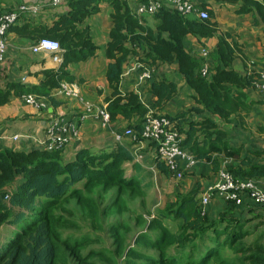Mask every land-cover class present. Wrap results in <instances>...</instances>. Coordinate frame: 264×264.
I'll use <instances>...</instances> for the list:
<instances>
[{
	"label": "trees",
	"instance_id": "obj_1",
	"mask_svg": "<svg viewBox=\"0 0 264 264\" xmlns=\"http://www.w3.org/2000/svg\"><path fill=\"white\" fill-rule=\"evenodd\" d=\"M146 1L140 0L137 6ZM212 1L238 5L240 15L253 14L254 26H264V0ZM103 3L110 7L113 20L105 50L110 61L106 78L113 89L112 97L107 99L111 120L136 118L129 128L140 133L148 116H159L151 114L137 93L119 88L131 57L138 56V63L146 66L177 62L178 72L193 92L195 105L182 113L164 116L184 135L182 148L197 161L210 163L216 172L221 167L219 157H223L232 160L227 168L236 179H264V160L254 161L264 155V150L252 152L243 146H232L229 132L219 123L229 124L234 117L244 123L245 114L256 104L247 92L254 88L258 73L252 70L242 76L232 68L236 58H241L246 67L249 59L236 42H231L229 34L219 35L215 10L205 2L197 5L209 12L208 20L183 16L164 6L153 15L158 22L156 28L143 25L133 9L135 3L128 0H69V11L57 16L52 24L35 20L12 26L8 35L16 33L34 45L42 38L58 40L63 62L56 70H45L39 85H0V109L12 97L28 94L48 99L54 108L60 105L54 92L64 81L76 83L69 66L85 63L98 53L91 29L84 22L97 14ZM189 36L217 37L210 58L187 51L185 40ZM205 64H209L206 76L202 74ZM177 92L178 85L171 79L151 82L152 107L162 111ZM63 152L43 148L14 150L0 144V264H96V258L120 264L116 257H121L123 264H264V209L250 201L242 206L227 202V210L213 220L200 207L198 191L175 199L168 197L150 221L138 214L134 225L143 230L136 234L134 246L129 245L126 238L130 224L117 216L132 211L129 200L141 198L144 204L154 188L152 173H140L142 168L135 156L122 143L115 144L112 150L81 149L68 162ZM154 161L160 173L171 176L157 154ZM128 163L133 164L131 175L127 174ZM112 216L116 221L105 224ZM81 218L94 230L80 239L66 234L65 229H71ZM170 224L176 229L172 230ZM96 230L114 239V250H88L100 238ZM255 234L253 240H248Z\"/></svg>",
	"mask_w": 264,
	"mask_h": 264
},
{
	"label": "crops",
	"instance_id": "obj_2",
	"mask_svg": "<svg viewBox=\"0 0 264 264\" xmlns=\"http://www.w3.org/2000/svg\"><path fill=\"white\" fill-rule=\"evenodd\" d=\"M128 1L135 3L133 9L136 12L138 7L137 3H139L140 0ZM50 2L51 0H0V12L6 9H16L18 6L24 4L40 5L44 6V8L38 15L32 16L24 14L18 24L23 25L26 22L35 20L43 24H52L57 16L68 12L69 7L68 5L52 7L49 5ZM194 2L196 4H200L201 2L210 4L215 10V13L222 8L225 11L222 14H220L219 11V15L217 16L216 14L215 16L219 35L229 34L232 38L231 42L234 41L238 44L250 62L248 67H246L241 58H236L232 63V68L237 73L245 76L252 70L258 72L264 69V26L263 24L258 27L254 26L255 20L253 14L240 15L237 11L239 8L238 5H218L212 0H194ZM228 8L229 13L227 12ZM192 17L194 18L195 16ZM140 18L143 25L150 26L151 28H156L158 25L153 15H145ZM228 19L232 22H228ZM84 24L91 29L92 37L98 46V53L87 62L73 64L68 68L70 74L76 78V84L81 88L83 100L79 102L77 100L57 99L60 103L58 107L54 108L49 101L47 110H39L26 104L23 97H12L10 102L0 109V144L3 147L25 151L41 148L39 143L44 140L46 126L53 118H61L63 122H76L79 121V117L85 113L86 105H92L95 108L107 107V99L111 98L113 95V89L110 88L106 78V70L110 61L106 57L105 50L110 41L109 33L113 26L111 9L108 4H100L98 13L86 19ZM7 39L8 50L6 63L0 69V80L2 79V81H0L1 86L5 85L7 82H20L26 86L39 85L44 78L43 72L45 70H56L59 68L60 65L52 61L51 54L47 52L34 53L32 50L34 44L28 39L16 33H9ZM216 45L217 37L198 39L189 36L185 40L187 51L191 52L193 55H202L203 50L213 53L216 49ZM141 55L142 53L139 54V56ZM138 59V56H133L128 60L121 77L119 85L120 90L137 93L142 103L148 107L153 114L175 115L180 112L186 105L185 102L179 103L182 104L181 107L176 103V111H173L168 105V107L166 106L164 110L159 112L152 107L154 98L151 94V82H140L137 72L131 71V68L139 61ZM148 66L150 68H157L153 71V81H160L167 78L177 83L178 92L170 102L175 99V101L181 100L182 93L184 100L193 99L192 90H190L177 70V62L172 64L157 63ZM173 70L175 71L174 76L170 75ZM247 94L250 100L256 102V104L250 108L248 115L245 114L244 123H242L238 117L232 118L229 124L224 122L219 123L223 129L229 132L228 139L232 146H243L246 150L252 152L263 151L264 94L260 93L256 88L250 89ZM194 105L195 104L191 103L190 108ZM246 119L250 121V126L248 127ZM135 120L136 118L126 120L122 117H118L115 121L111 122L110 126L102 127L99 120L87 117L85 121L80 123V137L74 140V142L64 150L62 154L64 161L68 162L74 159L77 152L81 149H88L92 152L112 150L115 144L122 143L131 150L132 154L135 156L139 167L142 168L140 173H152L154 188L150 192L154 191L158 184L165 186L166 181L173 186V190L171 191L173 193L172 199H175L176 196H187L194 191H198V197L201 198L206 193L208 187L218 180L219 172L223 169L228 170L227 167L232 163V160L219 157L221 159V167L219 171L216 172L212 165L205 161H198L194 166H189L187 161L180 160L179 165L185 170V177L183 180L178 181L172 176L160 173L157 170L154 161L157 152L155 150V145L151 142L142 141L137 143L133 142L134 140L127 136H125L121 142L116 140V134L124 133L125 130L129 128L130 124L135 123ZM17 135L20 136V139L14 141L13 137ZM138 152L142 154L141 157L136 155ZM142 159H144L143 162H141ZM262 160H264V155L254 158L256 162ZM126 167L127 174H133V164L128 163ZM254 181L264 190V179ZM245 201L251 202L247 197L243 199V203ZM226 204L227 202L223 198L213 197L205 210L211 219L217 220L221 214L227 210ZM238 210L241 211L240 208H238Z\"/></svg>",
	"mask_w": 264,
	"mask_h": 264
},
{
	"label": "built area",
	"instance_id": "obj_3",
	"mask_svg": "<svg viewBox=\"0 0 264 264\" xmlns=\"http://www.w3.org/2000/svg\"><path fill=\"white\" fill-rule=\"evenodd\" d=\"M69 0H51L50 6H67ZM164 6L176 9L183 16H195L199 20H208L209 12L200 9L193 0H147L139 5L136 10L138 17L145 15H155ZM44 6L40 5H20L16 9H6L0 12V69L6 63L8 50V31L19 23L24 14L36 16ZM34 53L47 52L51 54V59L55 64L63 62V50L60 42L55 39L42 38L32 48ZM202 55L207 58L209 52L202 51ZM131 71L137 72L140 82H148L153 77V70L141 63H136ZM258 76L254 82V88L264 94V69L257 72ZM204 76L209 74V64H205L202 69ZM56 99L64 100H83L81 88L76 83L62 82L60 87L54 92ZM26 104L39 110H47L49 100L34 94L23 96ZM153 114V112H151ZM87 117H92L100 121L102 127L110 126L111 115L105 108H95L92 105H86L85 113L79 117L76 122H63L61 118H53L45 129V138L39 145L48 151L65 150L74 140H77L81 134V124ZM127 136L134 142L149 141L155 144V150L159 162L163 163L171 172V176L181 181L185 177V170L180 167L179 161L185 160L189 166H194L198 161L192 154L182 148L181 142L184 135L180 134L176 124L165 117L148 116L143 124L140 133L128 128L124 133L116 134V140L121 142ZM20 136H14L13 140L18 141ZM213 197H221L226 202L241 205L245 197L249 198L253 204L264 209V190L254 180H238L234 175L223 169L219 172L218 180L208 187L204 196L200 198V207L205 211L207 205Z\"/></svg>",
	"mask_w": 264,
	"mask_h": 264
},
{
	"label": "rangeland",
	"instance_id": "obj_4",
	"mask_svg": "<svg viewBox=\"0 0 264 264\" xmlns=\"http://www.w3.org/2000/svg\"><path fill=\"white\" fill-rule=\"evenodd\" d=\"M219 11H220V14L225 12L223 10V8L221 10L219 9L218 11H216L217 16L219 15ZM227 12L229 13V8H228ZM227 21L228 22H232L230 19H228ZM208 58H210V55H209ZM150 69H152L154 71V68H150ZM170 75L174 76L175 75V71L173 70ZM153 80H154V76L148 82H152ZM0 81H2V79ZM175 100L170 102L169 104H166V106L168 105L173 111H176V107H175L176 103L178 104L179 107L182 106V104H179L180 102H185V104H186L182 108V110L180 112L176 113V114L182 113L185 110L189 109L191 107V103L195 104L193 99L192 100H190V99L189 100H184L183 93H182L181 100H179V101H175ZM166 106L163 108V110L166 108ZM197 117L198 116H195L194 118H197ZM246 122H247V127L250 126L249 119H246ZM136 155L138 157H141L142 154H140L138 152V153H136ZM143 160L144 159H142L141 162H143ZM172 190H173V186L169 182L165 181V186L158 184L157 188H155L154 191L149 193L148 199H145L144 204H142V202H141L142 199L141 198L135 199V200H129V208L132 211L130 213L124 215L123 217H118L117 216L118 219H122V220L124 219L125 220V221L123 220L124 222H127L128 224H130V226H129L130 227V231H129L130 234H128L127 235L128 238H126L128 240L129 245L132 244V246H134V244H135L134 239L136 237V234L139 231L143 230V228H141V226L140 227H135V225H134V223L136 221L135 217L138 214L141 213V214L144 215V217H145V219L147 221L152 220V218H154V216L157 215L158 209H161V208L164 207V204L167 201L168 197L173 195V193L171 192ZM106 202H107V200H106ZM117 218L115 216L109 217L105 224H109V223H111L113 221H116ZM74 223H75V225H72L71 229H68V230L65 229L66 230L65 233L66 234L71 233V234H73L74 237H78L77 239H80L79 237L82 234L87 233V232H89L91 230H94V229H92L91 226H88V225H90V223L88 221L82 219V218L81 219H76V221ZM170 227H171L172 230L176 229V226L174 227L172 224H170ZM259 230H260V232H262L263 228H261ZM94 233L98 234L100 238H98L97 242L91 243L89 248H88V250H94V249L95 250H99V251L107 250L109 252L114 250V248H115V246L113 244V240L114 239H112V237H110V235L108 233H104L103 230L102 231L96 230V231H94ZM256 235L257 234L250 236L248 238V240H250V241L253 240ZM85 252H86V250H85ZM106 255L110 256L111 253H107L106 252ZM95 260H96V264H109L106 261H104L102 259H99V258H96ZM121 260H122L121 257H116L115 258V261H118V262H120V264H123V262ZM65 264H73V263L71 261H69V262H66Z\"/></svg>",
	"mask_w": 264,
	"mask_h": 264
}]
</instances>
